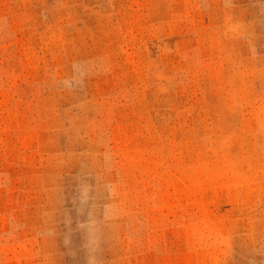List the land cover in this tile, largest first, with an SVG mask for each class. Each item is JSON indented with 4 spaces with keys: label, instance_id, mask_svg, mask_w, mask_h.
<instances>
[{
    "label": "rangeland",
    "instance_id": "1",
    "mask_svg": "<svg viewBox=\"0 0 264 264\" xmlns=\"http://www.w3.org/2000/svg\"><path fill=\"white\" fill-rule=\"evenodd\" d=\"M0 264H264V0H0Z\"/></svg>",
    "mask_w": 264,
    "mask_h": 264
}]
</instances>
